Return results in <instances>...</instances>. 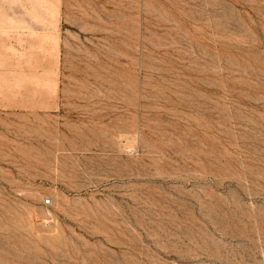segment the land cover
Masks as SVG:
<instances>
[{
  "label": "rangeland",
  "instance_id": "1",
  "mask_svg": "<svg viewBox=\"0 0 264 264\" xmlns=\"http://www.w3.org/2000/svg\"><path fill=\"white\" fill-rule=\"evenodd\" d=\"M0 264H264V0H0Z\"/></svg>",
  "mask_w": 264,
  "mask_h": 264
},
{
  "label": "built area",
  "instance_id": "2",
  "mask_svg": "<svg viewBox=\"0 0 264 264\" xmlns=\"http://www.w3.org/2000/svg\"><path fill=\"white\" fill-rule=\"evenodd\" d=\"M49 202V200H47L45 203H48Z\"/></svg>",
  "mask_w": 264,
  "mask_h": 264
}]
</instances>
